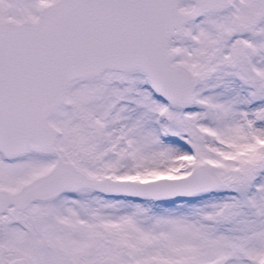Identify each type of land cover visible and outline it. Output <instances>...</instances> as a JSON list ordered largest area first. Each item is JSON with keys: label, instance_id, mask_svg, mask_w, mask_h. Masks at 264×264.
Returning a JSON list of instances; mask_svg holds the SVG:
<instances>
[{"label": "snow or ice", "instance_id": "obj_1", "mask_svg": "<svg viewBox=\"0 0 264 264\" xmlns=\"http://www.w3.org/2000/svg\"><path fill=\"white\" fill-rule=\"evenodd\" d=\"M0 264H264V0H0Z\"/></svg>", "mask_w": 264, "mask_h": 264}]
</instances>
